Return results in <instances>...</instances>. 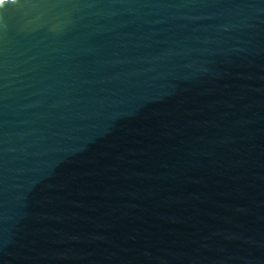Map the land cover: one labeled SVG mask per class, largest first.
<instances>
[{"label": "water", "instance_id": "95a60500", "mask_svg": "<svg viewBox=\"0 0 264 264\" xmlns=\"http://www.w3.org/2000/svg\"><path fill=\"white\" fill-rule=\"evenodd\" d=\"M0 264H264V0H3Z\"/></svg>", "mask_w": 264, "mask_h": 264}, {"label": "snow or ice", "instance_id": "6c2138e0", "mask_svg": "<svg viewBox=\"0 0 264 264\" xmlns=\"http://www.w3.org/2000/svg\"><path fill=\"white\" fill-rule=\"evenodd\" d=\"M0 3H3V0H0Z\"/></svg>", "mask_w": 264, "mask_h": 264}]
</instances>
